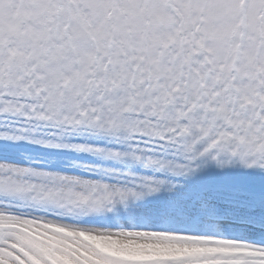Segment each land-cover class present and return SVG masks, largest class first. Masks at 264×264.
<instances>
[{
    "label": "snow or ice",
    "instance_id": "obj_1",
    "mask_svg": "<svg viewBox=\"0 0 264 264\" xmlns=\"http://www.w3.org/2000/svg\"><path fill=\"white\" fill-rule=\"evenodd\" d=\"M0 264H264V0H0Z\"/></svg>",
    "mask_w": 264,
    "mask_h": 264
}]
</instances>
